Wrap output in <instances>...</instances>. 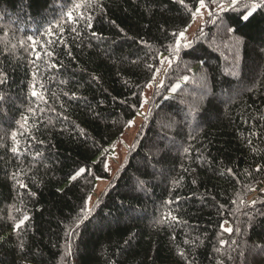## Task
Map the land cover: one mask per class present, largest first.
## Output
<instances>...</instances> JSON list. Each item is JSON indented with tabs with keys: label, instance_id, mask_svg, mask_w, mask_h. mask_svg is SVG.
<instances>
[{
	"label": "trees",
	"instance_id": "obj_1",
	"mask_svg": "<svg viewBox=\"0 0 264 264\" xmlns=\"http://www.w3.org/2000/svg\"><path fill=\"white\" fill-rule=\"evenodd\" d=\"M245 2L197 17L169 67L195 20L178 0H0V264H264V9L244 20Z\"/></svg>",
	"mask_w": 264,
	"mask_h": 264
},
{
	"label": "snow or ice",
	"instance_id": "obj_2",
	"mask_svg": "<svg viewBox=\"0 0 264 264\" xmlns=\"http://www.w3.org/2000/svg\"><path fill=\"white\" fill-rule=\"evenodd\" d=\"M178 2L184 6V8L191 14V17L193 19H195L196 17H200L201 19L204 18L205 12H207V16L211 19V21L213 23H215V19L221 14L226 12L228 9H235L238 6V0H193L192 4H187L185 3V0H178ZM100 4V0H82V3H77L75 5V8L80 9V8H87V7H92L93 5L99 6ZM247 11L246 15H243V19L244 20H249L250 17L253 16V14L259 10V9H264V0H251V2H245L242 5ZM68 17L71 19L72 18V12L68 13ZM86 20V28H92V20L93 17L92 16H87V17H82ZM75 22V21H74ZM207 22V21H205ZM57 27H59V25H57ZM188 27H191V25H188L187 27H185L183 30H179L177 32H173L171 35L174 37V44L169 45L166 47L165 51L169 52L168 56H164L163 53H159V56L161 57L160 59V63L161 64H166L167 66H171L173 63V59L174 57H176L179 53V51L181 50V48H190L191 47V42L188 41V38L186 36V32L188 31ZM73 32H76V28L73 27L71 29ZM202 31V29H201ZM229 32L232 31L231 28L228 29ZM47 35L52 36L54 35V32L52 29H49L47 31ZM93 36H96L97 33L95 31L92 32ZM28 40L32 41V47L33 49H35V46L37 44H39L38 40H34L32 36L28 37ZM57 41L54 40H49L46 43L48 45L54 44ZM59 42L64 43L63 40H60ZM183 42V43H182ZM69 55H71V52L68 53ZM36 58L37 59H41V55L39 52L35 53ZM45 55H47L48 57H52L54 55V52L47 50V48H45ZM33 63H35V61H33ZM53 67H55V65H52ZM148 69L149 71L153 70V65H148ZM165 71H167V68H165ZM35 75V73H34ZM95 79V77H93ZM184 81L188 80L187 76H184L182 78ZM155 81V73L152 76L151 81L146 85V87H152V82ZM5 82L4 78H0V84H3ZM162 83V81L160 82ZM159 86V85H157ZM180 85L177 83L173 88L172 91L174 92L177 88H179ZM33 89H35V85L33 84ZM32 95L34 97H37L41 100H43V96L41 94H39L38 92H36L35 90L32 91ZM64 95H68L67 92L64 93ZM73 96H75V93H72ZM149 98H145L142 103L141 106H143L144 103L148 102ZM135 107V106H133ZM31 111V109H29ZM137 115H141V113L137 112ZM144 119H147V116H144ZM27 122V121H25ZM135 125V120H128L127 121V126L128 127H133ZM23 127V125H22ZM16 137H17V133L13 132L12 133V140L14 142L16 141ZM13 152L18 151V149L16 147L12 148ZM108 164L105 162L104 163V168L105 170L108 169ZM86 169L84 168H80L78 170H76V172L70 176V180L75 181L79 176H81L83 173H85ZM229 172H231L232 170L229 169ZM257 171H259V169H257ZM22 187H26V185H21ZM91 200V197H88V199L85 201L84 206L81 208V213L82 216H78L76 218V221H74L73 226L70 228V230L68 232L65 233V235L69 238L68 242H67V247H66V254L67 255H72V245H71V237L75 234V232L79 229V224L80 222H82L83 219H87L90 215H91V208L88 207V202ZM253 203H255V201H253ZM167 216L171 217L172 220H175L176 217L171 216V213H167ZM29 220V217L27 215H24L22 219L19 220L18 223H15L13 228L14 231L20 230L21 227L25 224V221ZM224 231L231 233L233 231V229L231 228H225ZM239 231V229H238ZM126 243H128V241H126ZM221 244H225L227 243V241L221 240L220 241ZM233 244L236 243L235 240L232 241ZM264 250V249H261ZM181 255H183V253H181ZM231 258V257H229ZM221 264H223V262L221 261Z\"/></svg>",
	"mask_w": 264,
	"mask_h": 264
},
{
	"label": "rangeland",
	"instance_id": "obj_3",
	"mask_svg": "<svg viewBox=\"0 0 264 264\" xmlns=\"http://www.w3.org/2000/svg\"><path fill=\"white\" fill-rule=\"evenodd\" d=\"M196 19H197V17L195 18L191 27L188 28V30L194 29V27L196 25ZM144 110H145V107L143 106V108L139 112V113H141V115H137L134 119L135 125L133 127H128L127 130L121 136L120 140L117 142V144H115L114 146L111 147V149L109 151V155H108L109 156L108 170L110 173L115 171V169L117 168V166L121 162L122 158L124 157V154H125L127 148L131 144L133 137L135 136L137 130L139 129V127L143 121ZM106 183L107 182L105 180H99L97 182V188H96V190L92 196V200H94L95 197H97V195L103 190V188L106 186Z\"/></svg>",
	"mask_w": 264,
	"mask_h": 264
},
{
	"label": "water",
	"instance_id": "obj_4",
	"mask_svg": "<svg viewBox=\"0 0 264 264\" xmlns=\"http://www.w3.org/2000/svg\"><path fill=\"white\" fill-rule=\"evenodd\" d=\"M261 186H262V185L258 186L257 191H259V190L261 189Z\"/></svg>",
	"mask_w": 264,
	"mask_h": 264
},
{
	"label": "bare ground",
	"instance_id": "obj_5",
	"mask_svg": "<svg viewBox=\"0 0 264 264\" xmlns=\"http://www.w3.org/2000/svg\"><path fill=\"white\" fill-rule=\"evenodd\" d=\"M222 66V65H221ZM221 68V67H220ZM12 105V104H11ZM163 107V106H162ZM39 168V167H38Z\"/></svg>",
	"mask_w": 264,
	"mask_h": 264
}]
</instances>
